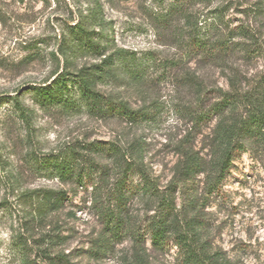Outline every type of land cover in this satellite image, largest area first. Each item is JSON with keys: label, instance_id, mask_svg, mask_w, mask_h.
Listing matches in <instances>:
<instances>
[{"label": "rangeland", "instance_id": "374dc122", "mask_svg": "<svg viewBox=\"0 0 264 264\" xmlns=\"http://www.w3.org/2000/svg\"><path fill=\"white\" fill-rule=\"evenodd\" d=\"M91 18L105 54L74 58L70 70L132 52L143 64L139 75L118 60L96 88L136 111L135 119L44 106L30 89L64 71L67 24ZM194 34L231 49L205 55L191 45ZM262 84L264 0H0V264H181L173 238L163 248L149 238L160 200L138 167L172 190L209 251L227 264H264V142L245 136L225 179L214 183L216 129L246 113L206 116L224 92ZM72 150L92 165L82 181L44 166L50 154ZM126 161L138 167L127 176L124 203L110 208ZM197 162L202 169L190 173ZM37 188L67 198L39 214L25 196ZM110 209L124 221L117 234L107 226Z\"/></svg>", "mask_w": 264, "mask_h": 264}, {"label": "trees", "instance_id": "16d2710c", "mask_svg": "<svg viewBox=\"0 0 264 264\" xmlns=\"http://www.w3.org/2000/svg\"><path fill=\"white\" fill-rule=\"evenodd\" d=\"M93 19L96 20V15H93ZM93 19H89L90 21L82 19L76 24H67V31L63 35L62 44L59 48V53L65 61L64 71L55 77L51 83L47 85L34 84L30 86V89L44 106L54 104L62 106L66 110L79 111L85 108L91 113L103 115L112 113L113 115L135 119L137 117L136 111L123 103L110 100L96 88L97 81L104 78L109 72V68L118 60L122 61V67L127 73L139 75L143 69V64L134 57L132 52L119 49L116 52L118 55L113 61L111 60L112 55L109 54L100 64L84 66L77 72L70 70L74 58L89 54H105V46L96 39L95 31L91 25L95 23ZM191 38V45L205 55L231 49L229 44L225 46V40L209 43L208 40L197 34ZM15 103L20 110L21 118L26 123L31 124V115L28 109L18 99L15 100ZM240 107L245 109V116L230 122L222 121L216 129V138L219 139L222 150L218 157L219 160L216 162L214 183H221L225 179L235 159V152L244 147L243 139L245 136L251 135L259 140L262 139L264 142V84L258 89H248L247 91L236 89L224 92L220 99L213 103L206 116L210 112L223 115L230 109ZM43 162L44 166L62 180L75 178L82 181L92 171V165L87 166L77 160L73 150L69 155L50 154ZM135 167L138 165L133 161H126L123 172L117 180L118 185L115 187V191L108 195L110 208L116 203H120L119 205L124 203L126 179ZM194 167L195 169H202L198 162L195 166L192 163L190 173ZM138 170L141 171L144 185L160 200L157 211L152 215L148 225L150 229L149 238L152 244L155 247L163 248L173 238L181 253V264H227L219 251H209L200 239L194 223L185 221L181 217L182 210L178 208L172 190H160L155 181L149 178L142 168L138 167ZM110 195L114 196L113 200ZM25 196L31 200L39 214L45 215L56 209L67 198V193L64 190L53 188H37L25 193ZM105 218L109 232L113 231L117 234L124 226L123 218L113 209L106 211Z\"/></svg>", "mask_w": 264, "mask_h": 264}]
</instances>
